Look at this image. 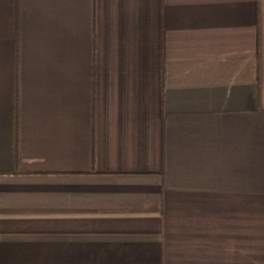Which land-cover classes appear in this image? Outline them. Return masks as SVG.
Here are the masks:
<instances>
[{
  "label": "crops",
  "instance_id": "obj_1",
  "mask_svg": "<svg viewBox=\"0 0 264 264\" xmlns=\"http://www.w3.org/2000/svg\"><path fill=\"white\" fill-rule=\"evenodd\" d=\"M0 264H264V0H0Z\"/></svg>",
  "mask_w": 264,
  "mask_h": 264
},
{
  "label": "trees",
  "instance_id": "obj_2",
  "mask_svg": "<svg viewBox=\"0 0 264 264\" xmlns=\"http://www.w3.org/2000/svg\"><path fill=\"white\" fill-rule=\"evenodd\" d=\"M18 162H19V157L17 155V157H16V164H17V166H18Z\"/></svg>",
  "mask_w": 264,
  "mask_h": 264
}]
</instances>
